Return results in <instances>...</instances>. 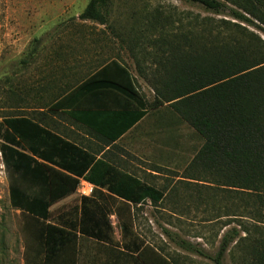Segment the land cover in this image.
Segmentation results:
<instances>
[{
	"label": "trees",
	"instance_id": "obj_1",
	"mask_svg": "<svg viewBox=\"0 0 264 264\" xmlns=\"http://www.w3.org/2000/svg\"><path fill=\"white\" fill-rule=\"evenodd\" d=\"M179 1L205 16L166 12L161 7L140 17L132 13V24L120 44L124 43L138 75L153 91L151 108L168 107L203 141L186 169L188 177L180 182L207 184L210 212L228 218L223 227L234 222L231 218L237 226L222 233L210 258L168 230L162 232L180 249L209 258L213 264H223L227 254L235 264H264V0ZM112 2L89 0L78 20L110 30L107 12ZM94 71L99 72L95 78L71 96L73 89L68 91L53 106L64 101L61 108L73 110L95 91H113L132 102L139 110L89 113L98 120L88 121V128L110 145L139 122L148 107L117 59ZM72 113L67 115L73 119ZM0 131L10 207L38 222L49 221V180L39 161L92 184L95 194L105 190L127 202L117 212L122 238L128 233L131 205L146 198L157 205L165 199L164 190L141 182L104 157L96 159L32 117L5 118ZM102 206L92 217L82 210L81 217V233L98 241L110 229L109 213ZM86 220L91 222L89 229ZM36 236L44 247V257L36 264L72 260L74 251L68 248L75 236L71 232L47 224ZM135 254L141 258L139 249Z\"/></svg>",
	"mask_w": 264,
	"mask_h": 264
},
{
	"label": "rangeland",
	"instance_id": "obj_2",
	"mask_svg": "<svg viewBox=\"0 0 264 264\" xmlns=\"http://www.w3.org/2000/svg\"><path fill=\"white\" fill-rule=\"evenodd\" d=\"M88 1L0 0V126L8 117H32L46 129L76 143L77 133L84 129L63 111L64 101L53 105L68 91L73 89L71 96L93 76L95 78L99 74L93 72L95 67L117 59L127 68L133 88L147 104L149 114L119 143V148L114 150L117 160L113 163L164 190L166 196L156 209L145 205L134 210L128 217V233L122 240L119 222L109 216L113 243L128 246L132 254L135 248L143 249L141 263L131 258V264H162L164 261L213 264L209 258L216 254L222 233L236 227L237 222L231 218L234 222L223 227L228 218L210 212L207 184L180 182L188 177L186 169L203 141L168 107L151 108L153 91L138 75L124 43L122 47L120 44L132 24V13L140 17L148 10L161 7L166 12L205 14L179 0H113L107 12L109 30L78 20ZM99 93L89 95L84 101L94 102L99 95L100 103L105 102L104 98L111 103H132L113 91ZM98 143L91 149L93 152L104 149V142ZM49 178L51 213L60 201L69 197L73 181L55 172H51ZM72 189L74 191V186ZM75 206V203L58 206L50 220L57 223V213ZM60 217L62 223L65 216ZM46 225L47 222H38L10 207L8 181L0 154V264H36L42 260L44 247L36 234ZM163 229L209 258L180 249L163 235ZM152 247L158 252L155 260L150 258L154 253ZM223 264L235 263L227 254Z\"/></svg>",
	"mask_w": 264,
	"mask_h": 264
},
{
	"label": "crops",
	"instance_id": "obj_3",
	"mask_svg": "<svg viewBox=\"0 0 264 264\" xmlns=\"http://www.w3.org/2000/svg\"><path fill=\"white\" fill-rule=\"evenodd\" d=\"M94 93L100 94L99 91H95L91 94H94ZM98 94H96V96ZM89 95L84 97L74 107L75 109L70 110V111H67L64 109L63 111L66 113V115L72 111L73 119L72 118L71 119L75 123L80 125L81 128L84 129L82 131L80 130V132L77 133L78 135L76 137L77 138L76 144L89 150L91 153L94 154L96 159H101V157L105 155L104 159L114 164L113 161L117 160L115 157L114 150L119 148L118 147L119 143L143 122V120L148 116L149 111L139 122H137L132 128H130L119 139L112 142L110 145L104 144L103 150H100L98 152H93L91 149L97 147V145L99 144L98 143L99 141L103 143L104 139L98 134H95L93 131H90V129L88 128L86 124L88 121L96 123L98 120L97 119L98 116L92 115L89 113L102 112V111H105V112H134L139 109L133 103L131 104L130 103H111V100H107L105 98L104 100L106 103L103 101H102L103 103H100L98 102L99 99L101 98V97H98L99 95L97 96L96 101L90 102L89 100L88 102H85L84 100L87 97H89ZM57 135L65 139L63 135H60V134H57ZM39 162L48 175V180H49L48 202H50L49 200H50V194H51V181H50L49 175L51 172H55V173H58V174H61L63 176L70 178L73 181V186H74V191L72 189L73 188L72 186L71 190L69 191V197H66L65 199L60 201V204H58V206L61 207L62 205H66L67 203L76 204V206L73 208L65 207L62 210V213H57L56 216L57 218H59L57 219V223L52 222L50 220V216H52V214L54 216V213L57 211V210L55 211V209L58 206H56L53 212L51 213L49 212V221L47 222V224H50L52 226L61 228L65 231L71 232L75 236V242L68 248L74 251L72 260L64 261L60 259H55L54 261L53 260L49 261L48 264H131V258H134V260L139 259V263H141L142 259L138 258L137 254H132L128 248L122 245V243H119L118 245L113 243L115 239L112 237L113 231L111 227H109L110 228L109 230L108 229L104 230V240L103 241L95 240L91 238L90 236H86L81 233V229L83 227V225L81 226L82 210H84L83 211L84 213H88V215L90 214V216L92 217L93 215L96 214L98 205H103L101 208L102 210H105L104 213H109L107 217L110 216L111 218L115 217L117 219L118 208H124V203H127V202L115 196H110L109 194H107L105 190H99L102 193L101 195L95 194V187L92 184L82 179L71 176L45 162H41V161ZM118 167L124 172L134 175L141 182H143L134 173L130 171H126L120 166ZM82 200H84V203H83L84 206L82 205ZM159 204L160 203H158L157 205ZM145 205H149L150 207H154L156 209V204H152V201L149 198H146L144 201L141 202V204L137 206L131 205L130 216L134 214V210H137ZM68 212H72L73 214L70 215L68 214ZM62 214L65 217L63 218L64 221L61 223L60 218L62 217L60 216ZM59 222L61 223L60 225H59ZM85 222H86L85 227L89 229L91 227V222L87 220ZM108 225H109V222H108ZM120 239L122 240V237H120ZM142 250L143 249H140L139 251L141 252ZM152 250L154 253L150 254V258H153L155 260L156 258L155 253L157 254L158 252L153 247H152Z\"/></svg>",
	"mask_w": 264,
	"mask_h": 264
},
{
	"label": "built area",
	"instance_id": "obj_4",
	"mask_svg": "<svg viewBox=\"0 0 264 264\" xmlns=\"http://www.w3.org/2000/svg\"><path fill=\"white\" fill-rule=\"evenodd\" d=\"M90 192H91V190H90Z\"/></svg>",
	"mask_w": 264,
	"mask_h": 264
}]
</instances>
